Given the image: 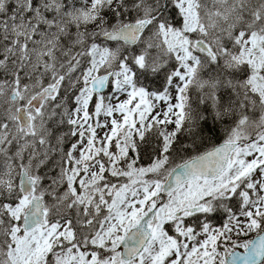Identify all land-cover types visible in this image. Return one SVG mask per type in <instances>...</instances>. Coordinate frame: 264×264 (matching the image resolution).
Instances as JSON below:
<instances>
[{
  "label": "snow or ice",
  "instance_id": "1",
  "mask_svg": "<svg viewBox=\"0 0 264 264\" xmlns=\"http://www.w3.org/2000/svg\"><path fill=\"white\" fill-rule=\"evenodd\" d=\"M0 264H264V0H0Z\"/></svg>",
  "mask_w": 264,
  "mask_h": 264
}]
</instances>
